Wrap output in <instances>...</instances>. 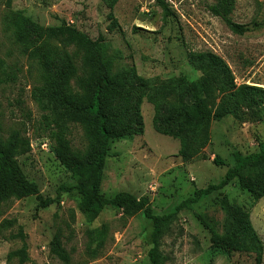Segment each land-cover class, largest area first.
I'll use <instances>...</instances> for the list:
<instances>
[{"label":"rangeland","instance_id":"obj_1","mask_svg":"<svg viewBox=\"0 0 264 264\" xmlns=\"http://www.w3.org/2000/svg\"><path fill=\"white\" fill-rule=\"evenodd\" d=\"M164 1L171 16L164 17L156 0H0L1 137L19 132L29 141L30 153L18 156L17 163L44 200H57L46 209H38L34 197L2 205L0 264H20V233L29 259L24 264H149L152 227L142 213L129 217L109 208L89 222L78 211V195L59 192L71 183L70 174L53 153L47 114L35 95L72 53L51 34L62 23L104 45L115 73L134 78L140 101L143 132L110 144L100 184L104 198L129 193L146 198L155 216L172 214L196 191L217 185L234 165L235 153L250 155L264 143V95L238 93L242 86L264 92V0H235L231 18L248 29L242 37L208 13L206 6L215 0ZM193 53L218 57L233 78L232 88L218 85L216 104L227 113L211 123L206 136L163 125L167 109L177 102L163 88H186L202 76ZM67 138L74 150L84 149L78 128L71 127ZM246 215L263 245L264 264V197L254 204L237 181L178 214L160 242L166 264H256L254 253L213 248L198 219L219 236L234 232L245 240ZM101 227L106 234L99 245L94 235ZM56 234L67 263L50 253Z\"/></svg>","mask_w":264,"mask_h":264},{"label":"trees","instance_id":"obj_2","mask_svg":"<svg viewBox=\"0 0 264 264\" xmlns=\"http://www.w3.org/2000/svg\"><path fill=\"white\" fill-rule=\"evenodd\" d=\"M156 2L164 17L171 16L164 0ZM114 3L115 1L110 5V10ZM234 7L235 0H215L212 5L206 6V10L219 19L233 35L242 37L248 29L233 22L231 16ZM51 34L72 49V53L35 98L42 111L47 114L44 116V126L53 142V153L70 174L71 183L60 187L59 192L78 195V211L87 221H95L109 208L121 210L129 217L142 213L152 227V247L147 256L149 264H166L167 259L159 250L160 242L181 211L190 210L202 198L224 189L234 181H237L242 191L254 196V204L264 197V143H260L255 153L247 156L235 153L234 165L226 171L217 185L196 191L193 197L178 205L172 214L155 216L146 198L138 199L129 193H119L111 199L104 198L100 194V184L110 144L143 132L140 101L134 97V78L115 73L114 60L107 56L105 46L92 41L78 30L62 23L51 29ZM190 58L200 64L202 76L186 88H163V94L177 98V102L167 109L163 125L178 126L182 130L206 136L211 123L220 121L227 113L223 104H216L218 85L232 88L233 78L227 65L211 53H193ZM2 83L4 82L0 80V86ZM238 93L250 98L264 95L261 89L247 86L240 87ZM186 99H189V104L185 102ZM155 119H159L157 106ZM71 127L72 130L78 128L82 132L85 142L82 151L71 147L67 138ZM27 153H30L27 139L22 138L19 132H13L5 140L1 137L0 127V210L11 199L34 197L38 209H46L57 202L44 200L38 187L23 175L16 158ZM214 163L221 165L217 159ZM260 183H263L261 188L258 187ZM198 219L209 231L213 248L227 252L254 253L256 264H261L263 245L248 215L245 218V240L234 232L219 236L200 216ZM105 234V227L98 229L94 235L95 242L102 245ZM19 237L22 246L16 257L20 264H24L29 262L27 245L22 233ZM50 253L60 261L68 262L69 257L62 247L59 234L53 237Z\"/></svg>","mask_w":264,"mask_h":264}]
</instances>
